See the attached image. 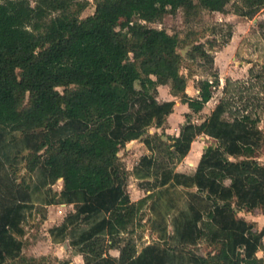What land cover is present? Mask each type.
Instances as JSON below:
<instances>
[{"label": "trees", "instance_id": "obj_1", "mask_svg": "<svg viewBox=\"0 0 264 264\" xmlns=\"http://www.w3.org/2000/svg\"><path fill=\"white\" fill-rule=\"evenodd\" d=\"M73 1L0 0V261L20 256L14 235L23 233L35 202H55L41 188L62 177L60 198L75 205L69 221H92L73 240L84 264H264L256 254L264 248V228L237 215L264 211V163L255 158L260 117L251 108L224 118L221 101L201 122L187 120L177 137L168 135L173 141L156 136L166 161L184 157L196 135L210 137L194 172L173 171L158 153L141 155L133 167L139 177L154 176L149 186L170 179L197 184L183 190L192 212L175 242L139 248L128 235L143 199L130 200L118 151L172 110L173 100L156 99L158 84L168 83L192 111L206 103L214 85L202 79L198 96H190L179 38L149 23L178 8L224 12L230 0H95L85 16L79 11L87 0L71 10ZM262 6L264 0H241L232 11L253 17ZM194 47L213 59L203 44ZM21 157L29 172L39 173L36 181L16 177ZM224 179L229 184L222 186ZM205 235L212 245L201 254L196 247ZM113 247L118 255L108 252Z\"/></svg>", "mask_w": 264, "mask_h": 264}, {"label": "rangeland", "instance_id": "obj_2", "mask_svg": "<svg viewBox=\"0 0 264 264\" xmlns=\"http://www.w3.org/2000/svg\"><path fill=\"white\" fill-rule=\"evenodd\" d=\"M83 1L74 0L70 9L78 8ZM35 2L36 0H30L31 4ZM240 4L241 0H230L224 12L207 9L185 11L183 8H178L174 13L168 12L159 20L150 22L149 25L164 28L168 33L177 35L180 41L179 51L182 55L180 72L186 77L189 89L191 91L194 87L199 89L202 79L211 80L214 85L211 87L210 104L219 101L225 104L226 111L222 117L231 119L232 113H241L244 109L251 108L259 115L260 120L257 125L262 132V139L259 148L255 151V158L264 163V6L253 17H248L232 11L233 5ZM94 8L95 0H87L84 8L79 11V15L85 16L92 13ZM228 33H231L229 39L226 38ZM199 43L204 45L213 59L194 50L197 48L194 46ZM183 48L185 50L182 53ZM58 89L62 91L63 86H58ZM27 100L26 94L23 102L26 103ZM202 113H189L187 120L200 117ZM156 118L154 117L147 125L146 132L150 133L147 129L156 127ZM137 141L138 139L131 143L127 152L123 153V149L119 151L123 157L121 161L128 170L136 163L137 154L144 152L140 149V145H137ZM157 153L163 159L166 157L163 147H160ZM175 161L174 158L166 162L175 166ZM15 175L24 178V181L27 178L31 182L39 178L38 172L28 171L22 157L15 164ZM128 178L127 189L130 200L140 197L143 199L132 223L128 226V228H133L132 233L128 235L135 239L139 247L143 243L161 247L165 240L174 243L185 225L187 215L192 212L188 208L183 190L194 191L197 189V184H174V181L170 179L155 187L151 185V194L146 197L144 196L146 190L141 186L145 180L138 181L133 176ZM150 178L153 182V176ZM228 184L229 179H224L220 183L222 186ZM47 192L55 202L47 206L34 204L32 210L27 212L22 221L23 233L15 235L22 247L20 256L5 258L0 261V264H68L70 261L73 262L74 253L79 252L73 240L92 221H69L68 215L75 211V205L73 202H66L65 199L60 198L59 180L50 186ZM227 197L235 199L234 195ZM202 203L203 200H200L196 206L199 208ZM63 223L66 224L63 226V232L60 233L56 228ZM52 227L54 228L51 229ZM121 235H127V233L123 231ZM211 245L212 242L205 235L197 243L196 249L205 251ZM111 251L116 253L115 250Z\"/></svg>", "mask_w": 264, "mask_h": 264}, {"label": "crops", "instance_id": "obj_3", "mask_svg": "<svg viewBox=\"0 0 264 264\" xmlns=\"http://www.w3.org/2000/svg\"><path fill=\"white\" fill-rule=\"evenodd\" d=\"M153 78H155L154 75H151ZM188 83V82H187ZM186 83V88L185 91L190 95V96H198L197 94L199 93V89L198 88H193V91H191L189 89V84ZM157 93H156V99L158 101H163V100H173V106H172V110L166 114L164 121L162 122V124L160 125H156L155 128L153 129H147L150 133L146 132L144 134H142L141 136H139L138 138L132 139L131 141H129L126 146L124 148H122L124 150L123 153H125V151L127 152L129 149V146L131 145V143L135 140L138 139V143L137 145H140V149L144 150V152H140L139 154H137L138 156L136 157V163H134L131 167L130 170L127 169V167H125L128 171V177L133 176L136 180H145V182H143V184H141V186H143L146 190V193L144 196H149L151 194V189L150 186L147 185L148 181L151 180L150 176L149 177H139L137 175H135V173L133 172V167L134 165L137 164L139 158L141 157V155L143 154H148V155H155L158 151V139L156 136H159L162 140L166 141V142H171L173 141V139H169L168 135L171 137H177L179 135L180 132V126L186 122L187 118H186V113H201L203 112L202 116L200 115V117H196L194 119H192L191 121L195 122V123H199L201 122L206 116L209 115V113L211 112V110L214 108V106L216 105V103H212L211 102V98H209L206 103L197 111H192L190 109V107L188 106V104L186 102H183L180 97L178 95H174L171 93L170 91V86L168 83H161L157 85ZM190 90V91H189ZM212 97V96H211ZM153 136V141L155 142L154 146L152 145L153 143L149 142H145L144 137H152ZM199 139H202L201 141ZM158 141V142H157ZM211 142V139L208 138V136L204 135L203 133L198 134L190 143V147L188 152L184 155V158H181L178 161L174 162L175 166L169 165V167L173 170V171H180V172H185V173H192L194 172V170L196 169L197 163L199 161V158L201 156V153L203 151V149L205 148L204 145H207L208 143ZM170 148H172V146H170ZM121 150V149H120ZM119 150V151H120ZM118 151V155L120 156V159L123 160L122 156L120 155ZM160 156V155H159ZM166 160H168L166 158ZM172 166V167H171ZM184 168H188V169H184ZM153 176V175H151ZM154 178V176H153ZM60 182V190L62 187V177L58 178L56 181ZM55 181V182H56ZM127 181H129V178L127 179ZM54 182V183H55ZM54 183L52 184H45L42 188H41V192L42 195H44L45 197H51V195L48 194L47 189L50 188V186H52ZM128 185V184H127ZM127 185H126V189H127ZM47 187V188H46ZM155 187V186H152ZM128 191V189H127ZM129 193V191H128ZM37 195V194H34ZM153 196V194L151 195ZM130 197V194H129ZM142 198V197H140ZM139 198V199H140ZM139 199L136 200H132V201H137ZM36 205H41V206H47L50 205L52 203H46L44 205H42L40 202H35ZM248 215H247V214ZM238 216H242L244 217L246 220L251 221L254 223V227L256 229H261L264 228V211H262L261 209H255V210H240L237 212ZM16 235V234H15ZM14 235V236H15ZM263 242H264V235H263ZM66 245V243H65ZM150 246V245H145L144 243L142 244V246ZM142 246H138L139 248H141ZM111 250H115L116 253H113ZM108 252L112 255H118L119 250L115 247L113 248H109ZM201 254H205V251H198ZM75 257L73 262L70 261L68 262V264H84L85 263V259L82 253L80 252H76L74 253ZM256 254L258 256H263L264 257V248H259L256 251Z\"/></svg>", "mask_w": 264, "mask_h": 264}, {"label": "water", "instance_id": "obj_4", "mask_svg": "<svg viewBox=\"0 0 264 264\" xmlns=\"http://www.w3.org/2000/svg\"><path fill=\"white\" fill-rule=\"evenodd\" d=\"M184 50H185V49L183 48V49H182V53H183ZM204 146L206 147L207 145H204Z\"/></svg>", "mask_w": 264, "mask_h": 264}, {"label": "built area", "instance_id": "obj_5", "mask_svg": "<svg viewBox=\"0 0 264 264\" xmlns=\"http://www.w3.org/2000/svg\"><path fill=\"white\" fill-rule=\"evenodd\" d=\"M211 82V80H209Z\"/></svg>", "mask_w": 264, "mask_h": 264}]
</instances>
